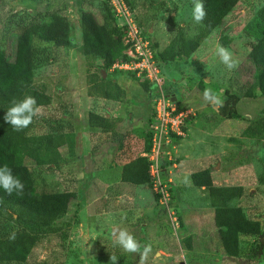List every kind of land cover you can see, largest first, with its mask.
Segmentation results:
<instances>
[{
	"label": "rangeland",
	"instance_id": "obj_1",
	"mask_svg": "<svg viewBox=\"0 0 264 264\" xmlns=\"http://www.w3.org/2000/svg\"><path fill=\"white\" fill-rule=\"evenodd\" d=\"M237 1L223 24L202 41L187 63L165 61L159 65L164 92L175 98L177 108L195 113L186 120L185 137L177 143L176 167L166 172L172 181L170 207L176 213V227L149 184L121 181L122 165L141 157L147 145L155 90L122 71H103L100 60L83 55L81 10L92 9L100 23L105 18L112 26L107 0L3 2L0 47L9 44L15 27L11 24L47 20L54 12L65 14L70 24L68 48L37 43L33 82L45 89L50 104L41 109L32 133L45 134L53 125H65L66 131L73 133L72 154L68 143L59 149V165L26 160L23 172L35 182L37 192L67 193L71 204L55 231L40 238L23 264H264L263 235L261 247L241 238V255H224L206 191L194 187L190 179L191 173L209 169L214 185L242 186L245 194L238 204L264 231V184L258 181L264 176V138L244 136L246 129L264 119V96L255 92L254 98L239 97L235 105L238 118L226 119L219 113L225 91L234 94L246 82V57L253 40L246 35L245 26L264 8V0ZM128 2L157 52L167 48L178 29L190 37L197 32L193 0ZM220 48L231 54L232 68L221 61ZM18 59L16 55L11 63L12 73L20 69ZM102 80L110 82L118 101L102 98ZM206 90L220 103L206 100ZM90 112L107 117L113 129L106 133L89 127ZM121 230L133 236L139 252H125L116 243ZM188 238L192 250H187ZM146 248L149 251L142 262Z\"/></svg>",
	"mask_w": 264,
	"mask_h": 264
},
{
	"label": "trees",
	"instance_id": "obj_2",
	"mask_svg": "<svg viewBox=\"0 0 264 264\" xmlns=\"http://www.w3.org/2000/svg\"><path fill=\"white\" fill-rule=\"evenodd\" d=\"M4 1L0 0V7ZM125 1L130 6L128 0ZM201 2L205 16L198 23L197 32L190 37L183 29H178L167 48L156 53L158 65L165 61L187 63L202 41L223 24L238 1ZM106 7L112 26H108L104 17L100 23L90 8H82L80 15L83 55L91 60H100L103 71L111 69L114 64L128 61L122 41L125 32L115 27V19L109 7ZM11 25L15 27L14 32L9 33V44L0 47V167L7 165L13 176L19 178L25 187L22 193L13 191L11 195L0 188V264H23L40 238L55 231L57 221L68 213L71 204L67 193L37 192L35 182L23 172L25 162L34 160L37 165H59L62 159L59 149L62 146L70 143L69 154H72L73 133L66 131L65 125L58 123L50 127L45 134H33L32 130L40 115L33 117L28 127L15 131L3 117L14 102L22 101L26 96L34 97L36 106L41 109L50 104V96L45 89L34 86L33 82L37 43L56 49L68 48L70 24L65 14L54 12L47 16V20ZM245 32L253 40L246 57L249 73L246 82L236 93L225 91L226 99L219 108V113L226 119L239 117L235 110L239 97L254 98L255 92L264 96V8L250 19L245 26ZM153 46L155 47L154 43ZM16 55L20 69L12 73L11 63L15 61ZM127 74L134 78L132 73ZM107 81L102 80L100 95L104 99L118 101L119 95L113 92L110 82ZM140 85L150 88L146 84ZM87 124L106 133L113 129V124L107 117L94 112L88 114ZM146 133L148 138L149 134ZM244 136L264 138V119L246 129ZM148 149L149 139L141 153ZM190 179L194 187L206 191L207 200L213 209L217 236L225 256L238 258L241 255V238L253 240V246L256 248L262 246L259 241L260 237L264 236L261 223L248 218L238 204L245 194L242 186L214 185L209 169L192 173ZM121 181L136 186L149 184L147 161L136 157L123 164ZM258 181L264 184V176H260ZM186 245L187 250H192L190 238L186 240Z\"/></svg>",
	"mask_w": 264,
	"mask_h": 264
},
{
	"label": "built area",
	"instance_id": "obj_3",
	"mask_svg": "<svg viewBox=\"0 0 264 264\" xmlns=\"http://www.w3.org/2000/svg\"><path fill=\"white\" fill-rule=\"evenodd\" d=\"M107 6L115 19V27L125 32L122 41L128 58L127 62L114 64L111 70L132 73L139 83L155 90L147 123L149 149L141 154V158L148 163L149 185L154 195L166 209L171 225L176 227V213L170 207L172 181L166 178V172L176 167L177 143L185 137L186 120L195 113L192 109L177 108L170 95L164 92L155 59L157 50L143 32L135 9L128 6L125 0H107Z\"/></svg>",
	"mask_w": 264,
	"mask_h": 264
},
{
	"label": "clouds",
	"instance_id": "obj_4",
	"mask_svg": "<svg viewBox=\"0 0 264 264\" xmlns=\"http://www.w3.org/2000/svg\"><path fill=\"white\" fill-rule=\"evenodd\" d=\"M194 20L199 23L203 20L205 16L204 5L201 0H197L194 7ZM218 55L221 61L230 69L234 66L231 60V54L224 48H220ZM204 98L206 100H213L215 103H220L218 99L212 96L210 90L204 92ZM41 114V107L36 106V101L34 97L26 96L22 101L14 102L13 106L8 109L3 119L6 123L10 124L15 131H21L24 128L28 127L32 121L33 117H36ZM24 183L17 177H14L12 170L4 165L0 167V188H3L6 193L11 195L13 191L22 193L24 190ZM116 243L125 251V252H139L140 245L137 241L130 235L126 230L119 231V234L116 236ZM149 249H145L144 253L141 256V261L146 258L147 252ZM115 261V257L111 258Z\"/></svg>",
	"mask_w": 264,
	"mask_h": 264
},
{
	"label": "water",
	"instance_id": "obj_5",
	"mask_svg": "<svg viewBox=\"0 0 264 264\" xmlns=\"http://www.w3.org/2000/svg\"><path fill=\"white\" fill-rule=\"evenodd\" d=\"M172 100L175 101V98H173Z\"/></svg>",
	"mask_w": 264,
	"mask_h": 264
},
{
	"label": "crops",
	"instance_id": "obj_6",
	"mask_svg": "<svg viewBox=\"0 0 264 264\" xmlns=\"http://www.w3.org/2000/svg\"><path fill=\"white\" fill-rule=\"evenodd\" d=\"M192 174V173H191Z\"/></svg>",
	"mask_w": 264,
	"mask_h": 264
}]
</instances>
